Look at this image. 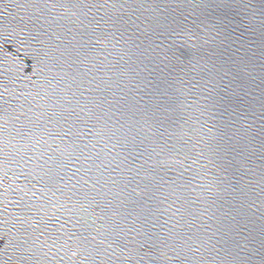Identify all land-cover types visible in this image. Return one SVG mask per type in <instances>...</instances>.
Here are the masks:
<instances>
[{
	"label": "water",
	"instance_id": "1",
	"mask_svg": "<svg viewBox=\"0 0 264 264\" xmlns=\"http://www.w3.org/2000/svg\"><path fill=\"white\" fill-rule=\"evenodd\" d=\"M0 264H264V31L0 0Z\"/></svg>",
	"mask_w": 264,
	"mask_h": 264
}]
</instances>
